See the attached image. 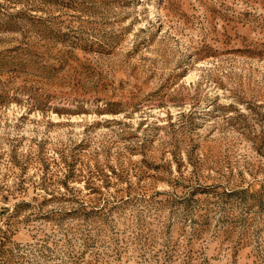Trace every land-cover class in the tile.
<instances>
[{
	"label": "rangeland",
	"instance_id": "1",
	"mask_svg": "<svg viewBox=\"0 0 264 264\" xmlns=\"http://www.w3.org/2000/svg\"><path fill=\"white\" fill-rule=\"evenodd\" d=\"M0 264H264V0H0Z\"/></svg>",
	"mask_w": 264,
	"mask_h": 264
}]
</instances>
